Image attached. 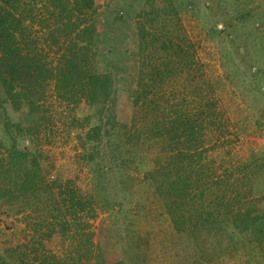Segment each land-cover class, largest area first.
<instances>
[{
	"label": "rangeland",
	"instance_id": "1",
	"mask_svg": "<svg viewBox=\"0 0 264 264\" xmlns=\"http://www.w3.org/2000/svg\"><path fill=\"white\" fill-rule=\"evenodd\" d=\"M95 1L96 67L115 76L117 127L104 132L98 145L86 142L99 119L84 103L59 100L55 83L48 84L40 101L44 120L24 145L38 158L54 195L0 201V259L11 264H264V246L252 247L244 236L238 249L228 252L223 230L217 236L199 223L197 231L193 206L183 212L194 220L177 231L165 189L166 175L176 174L168 166L180 165L176 154L199 146L194 152L201 159L194 160L193 171L207 189L205 211L216 209L209 206L217 197L241 193L264 213V0ZM48 6V0H21L20 12L34 10L25 26L39 38L36 53L55 68L59 47L49 43L54 25L48 22ZM157 72L160 86L153 83ZM141 80L151 94L137 105ZM177 114L200 126L193 140L171 131ZM7 120L12 132L17 124L31 126L27 112L15 111L0 89V142L9 147ZM160 129V137L150 136ZM251 172L254 177L246 178ZM66 189L87 205L71 230L55 219L65 212L60 194ZM220 213L224 221L226 210ZM86 234L93 235L92 245Z\"/></svg>",
	"mask_w": 264,
	"mask_h": 264
},
{
	"label": "trees",
	"instance_id": "2",
	"mask_svg": "<svg viewBox=\"0 0 264 264\" xmlns=\"http://www.w3.org/2000/svg\"><path fill=\"white\" fill-rule=\"evenodd\" d=\"M48 1V22L51 21L54 25L49 34V43L54 48L59 47V60L55 68H50L36 53L40 44L39 38L33 37L25 26L26 20L34 10L25 9L20 12L21 0H0V89L15 111L27 112L31 123V126L26 128L17 124L14 126L16 131L12 132L8 129L10 121L7 120L10 146L6 147L0 142V147L4 149V152L0 150V201L9 204H15L18 200L40 198L49 193L54 195L38 158L24 145L27 136L35 134L44 120L40 101L44 98L50 82L55 83L59 100L68 104L84 103L99 119L100 124L87 133L86 142L93 145L102 143L103 138H106L104 132L109 128L114 130L118 124V90L115 76L111 71H100L96 67L99 47L96 1ZM141 34L139 38L142 46L144 37ZM181 51L184 50L181 48ZM158 77L157 72L153 83L160 86V82H156ZM141 82L137 105L141 104L142 99H148L151 94V88L144 87V81ZM154 105L157 111L158 107ZM156 120L158 123H155L159 126V121ZM171 121V131L175 136L191 137L192 140L200 127L187 115H178ZM161 132V129L155 133L151 132L150 136L160 137ZM198 149L199 146H190L187 152L176 154L174 160L180 162V165L172 162L168 166L170 170L176 171L175 175L167 172L165 189L171 204L168 212L173 217L177 231L184 232L188 223L194 220L193 215L187 219L183 212L184 207L193 206L192 212L198 217V225L195 227L197 231L202 230L199 223H203L204 227L208 225L212 234L217 236L223 230L228 252L238 249L242 236L250 246L263 247L264 213L258 214L253 200L247 196L237 193L217 197L209 206H215L216 209L205 211L204 199L207 189L201 187L200 175L193 171L194 160L201 159V153L194 152ZM248 177H254V173L251 172L246 178ZM60 195L64 196L61 201L65 212L59 211V216L55 218L56 223H63L67 230H71L76 227L79 215L86 210L87 205L80 202L71 189L63 190ZM88 204L93 206L92 202ZM196 205L198 207L194 208ZM221 208L226 210L224 221L221 220ZM92 237V234L87 237V243H91L89 240ZM85 253L87 256L91 254L88 249ZM13 256L14 254L11 259L14 262ZM0 264L11 263L0 259ZM112 264L125 262L120 260Z\"/></svg>",
	"mask_w": 264,
	"mask_h": 264
}]
</instances>
